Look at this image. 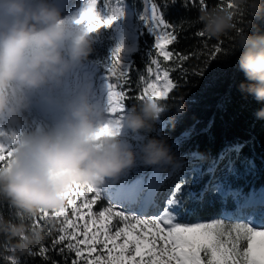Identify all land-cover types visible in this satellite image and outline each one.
Listing matches in <instances>:
<instances>
[{"label": "clouds", "instance_id": "1", "mask_svg": "<svg viewBox=\"0 0 264 264\" xmlns=\"http://www.w3.org/2000/svg\"><path fill=\"white\" fill-rule=\"evenodd\" d=\"M231 4L201 9L195 23L219 40L236 29L238 12L246 14L247 26L235 33L225 58L241 52L237 63L246 82L240 90L264 104V33H252L254 22L264 20V0ZM82 11L64 15L60 0H0V129L15 132L11 156L0 164V200L18 221L0 214V236L17 257L55 234L61 226L55 213L76 188L104 185L137 165L166 174L185 163L160 131L183 106L166 117V100L146 96L117 119L99 97L83 71L97 29L80 21ZM34 107L48 119L33 127L26 113ZM255 115L264 119V107ZM42 209L49 215L41 216Z\"/></svg>", "mask_w": 264, "mask_h": 264}, {"label": "trees", "instance_id": "2", "mask_svg": "<svg viewBox=\"0 0 264 264\" xmlns=\"http://www.w3.org/2000/svg\"><path fill=\"white\" fill-rule=\"evenodd\" d=\"M122 1L133 12L143 7L142 0ZM157 3L160 4L165 20L174 24L184 22L183 29L179 30L178 41L165 45L166 50L174 53V57L167 62L160 57L162 64L169 68L177 66L180 62L175 59L176 54L191 57L183 63L187 75H182L180 71L172 73V77L180 84L172 93V97H160L168 104L166 117L176 114L181 106L186 109L175 121L166 119L160 126V131L169 137L173 149L186 157L181 168L166 174L140 165H137V172L160 178L165 185L164 193L167 197L174 187L181 193L183 214L177 222L190 224L220 219L224 212L236 213L238 206L255 202L264 193V119H257L255 115L264 104L258 103L252 95L240 90V84L246 82V77L237 63L241 52L237 51L225 58L233 36L247 26L248 17L245 13L238 12L236 29L215 40L196 34L200 25L196 24L195 20L203 9L199 0L188 4L187 7L183 6L180 0L175 4H163L160 0H157ZM225 3L232 6L231 0H224L223 3L221 0H206V8L223 7ZM257 32L264 33V20L258 19L254 22L252 33ZM92 35L95 40L89 60L95 62L99 70L104 72L106 64L113 61L115 31L112 26L106 25L101 26ZM154 44V37L147 32L136 34L134 49L128 53L129 61L126 67L130 69L131 98L124 101L123 112L140 101L136 99L139 93L135 89L141 83V75L148 78L147 68L154 52ZM220 45L223 46L220 55L212 60L211 55L215 53L209 55L210 50ZM209 67L211 70L204 77L192 75L193 72ZM111 79L113 82L116 80ZM166 95L167 93L164 96ZM178 185L180 187H177ZM201 191H206L207 196L202 203L197 204L189 194ZM60 212L55 215L59 216ZM0 214L6 220L18 222L15 209L10 208L3 200H0ZM47 215V210L42 209L41 216ZM39 222L42 223V219ZM83 231L80 225V232ZM52 237L46 242L47 245L51 244ZM29 254L22 257L13 255L10 242L0 236V256L6 259L14 257L19 264H53L54 261L72 264L74 258V253L65 252L61 255L59 249L50 251V259L47 261L38 255ZM0 264L6 262L0 258Z\"/></svg>", "mask_w": 264, "mask_h": 264}, {"label": "snow or ice", "instance_id": "3", "mask_svg": "<svg viewBox=\"0 0 264 264\" xmlns=\"http://www.w3.org/2000/svg\"><path fill=\"white\" fill-rule=\"evenodd\" d=\"M163 4H175L177 0H160ZM196 0H180V3L187 7L188 4H194ZM224 0H221L223 3ZM201 8L206 9V0H199ZM97 0H87V6L83 9L80 21L86 22L89 30L99 29L101 26L110 25L113 20L117 19L122 12L112 15L108 19H102L96 9ZM230 7V5H228ZM149 31L155 34L154 52L152 53L151 62L147 68L148 78L141 75L140 85L136 92V99L142 100L146 96H152L156 91L166 92L167 95L161 98H171L172 93L180 86L179 81L172 77V73L180 71L182 75H187L183 68V63L190 59L186 54H176L175 59L180 63L169 68L162 64L160 57L164 62L174 57L172 51L166 50V44H173L178 41L179 30L183 29V23H171L164 19L160 4L157 0L151 2L150 15L141 16ZM204 37L202 32L196 33ZM223 46L213 47L209 55L214 60L220 55ZM121 49L118 48L113 53V63L110 68V76L115 77V82L109 85L110 97L118 103V109L122 110L124 101L131 98L129 92L131 89L130 69L121 67L120 61ZM211 68L199 72H193L192 75L204 77ZM149 80L151 82H149ZM118 109H112V115L117 114ZM11 145L0 140V162L5 163L11 156ZM177 187H180L179 185ZM83 189V191H81ZM87 193L91 197L87 198ZM190 198L197 204L202 203L207 196L206 191L190 193ZM85 197L84 203L78 206L76 201L80 197ZM99 201V193L92 186H81L76 188L68 197L66 206L60 212L61 226L56 230L51 239V244H44L42 247L35 249L29 255L40 256L42 260H49V252L59 249L63 255L65 252L74 253L72 264H264V257L254 254L253 242L256 237H264V228H253L246 222L226 224L222 219H212L208 222L199 223H179L178 218L183 214L181 193L174 187L172 192L165 200V206L157 214L148 217L128 216L126 213L114 211L112 206L103 208L99 212L100 221L92 213V207ZM71 207V216L75 220L69 219L68 208ZM87 210V214L92 216L89 222L83 224V232H80V226L77 220H83L84 214L81 208ZM253 214H264V203L252 205ZM113 217L118 218L116 224L110 222ZM41 217L37 218V221ZM134 221V223H133ZM123 226H120V223ZM99 223V228L90 231L91 226ZM147 229V230H145ZM139 232V235H134ZM200 233L202 238L197 240L189 238L185 234ZM83 236V239H78ZM102 236V239L100 238ZM123 237V243H118V239ZM226 238V239H225ZM158 241L163 242V247L158 246ZM241 241H246V247L241 245ZM264 243V241H261ZM97 244L102 245L107 252L92 258L93 252L96 251ZM147 245L146 251L143 246ZM86 245L85 249L81 247ZM111 245V247H109ZM187 249V250H185ZM242 249V250H241ZM128 251L134 252V255L126 256ZM115 252V254H114ZM201 253L204 255L202 256ZM147 255L150 259H144ZM137 257H140L137 260ZM166 257V259H163ZM6 264H19L14 257L7 259L0 256ZM53 264H60L54 261Z\"/></svg>", "mask_w": 264, "mask_h": 264}, {"label": "rangeland", "instance_id": "4", "mask_svg": "<svg viewBox=\"0 0 264 264\" xmlns=\"http://www.w3.org/2000/svg\"><path fill=\"white\" fill-rule=\"evenodd\" d=\"M64 2L67 3V8L63 9V14H78L87 6V0H60L61 7L63 8ZM151 2L152 0H142L143 7L139 11H130L122 0H97L96 9L98 14L102 19H108L112 15L122 12V15H119L117 19L113 20L110 24L115 31L116 44L113 48V53L116 52L118 48L121 49L120 52V61L121 67L126 68L128 62V53L134 48V41L136 34L139 32H147L152 35L155 40V34L149 31L148 26L145 24L144 20L141 19V16L150 15L151 13ZM112 62L106 64L104 72H96L93 76L90 77L94 81L97 94L102 100H107L112 109H118V103L114 102L110 97L109 85L112 81L110 76V68ZM84 71V70H83ZM151 82V81H149ZM114 83V82H113ZM166 92L161 93L156 91L152 94L153 98L163 97ZM123 113L122 110H117V114L113 117L119 119L120 114ZM28 122L34 127V122L45 121L48 119L47 115L43 113L38 108L34 107L30 113H26ZM15 138V132L8 131L7 129H0V140L4 141L6 147L8 144H12ZM138 140V138H135ZM137 166L129 169L124 174H122L117 180H108L104 185L96 187V190L99 193V201L93 205L92 213L98 221H100L99 212L105 207L112 206L114 211H120L126 213L128 216H141L148 217L151 215L157 214L165 206V200L167 195L164 193L165 185L163 181L155 177L154 175H144L137 172ZM135 174H138L131 181ZM164 186V187H163ZM83 191V189H81ZM87 198L91 197V193H87ZM137 199V201L130 202L129 204L123 203L122 200L127 199ZM85 197H80L77 199L76 203L78 206H81L84 203ZM264 201V193L254 202L246 203L240 205L236 209V213L233 212H224L220 219L224 220L226 224L229 223H238L246 222L250 224L253 228H264V214H253L252 205ZM122 202V203H121ZM122 205V206H121ZM69 219L75 220V217L71 216V207L68 208ZM81 212L84 214L83 220H77L76 223L83 229V224L87 221L90 223L92 216L87 214V210L83 207ZM118 222L117 217H113L111 224H116ZM134 223V221H133ZM120 226H123V223H120ZM99 228V223L95 226L90 227V231H95ZM147 230V229H145ZM134 235H139V232ZM189 238L201 239L202 234L200 233H189L185 234ZM83 236L78 235V239H83ZM102 239V236L100 237ZM226 239V238H225ZM264 237H256L253 242L254 254L260 257H264ZM118 243H123V237L119 238ZM158 246L163 247V242L158 241ZM241 245L246 247V241H241ZM85 249V255H87L86 245H82ZM111 247V245H109ZM147 245L143 246V250L146 251ZM187 250V249H185ZM242 250V249H241ZM103 254L107 256V252L103 249L102 245L97 244L96 251L93 252L92 258ZM115 254V252H114ZM126 256L134 255V252L128 251L125 253ZM203 256L204 254L201 253ZM144 259H150L149 256L145 255ZM140 257H137L139 260ZM166 259V257H163ZM172 264H176V261L173 260Z\"/></svg>", "mask_w": 264, "mask_h": 264}, {"label": "bare ground", "instance_id": "5", "mask_svg": "<svg viewBox=\"0 0 264 264\" xmlns=\"http://www.w3.org/2000/svg\"><path fill=\"white\" fill-rule=\"evenodd\" d=\"M65 8H67V3H66V2H64V4H63V9H65ZM85 67H86V66H85ZM88 67L91 68V65H89ZM131 201L134 202V201H137V199L135 200V199H130V198H129V199H127V200H122V202H123V203H126V204H129ZM122 202H121V203H122ZM121 206H122V205H121Z\"/></svg>", "mask_w": 264, "mask_h": 264}]
</instances>
